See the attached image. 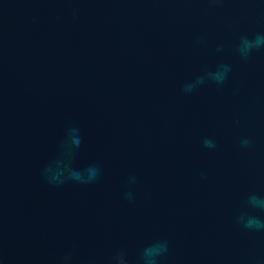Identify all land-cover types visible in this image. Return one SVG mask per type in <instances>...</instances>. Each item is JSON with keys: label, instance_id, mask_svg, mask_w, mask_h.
Here are the masks:
<instances>
[{"label": "water", "instance_id": "95a60500", "mask_svg": "<svg viewBox=\"0 0 264 264\" xmlns=\"http://www.w3.org/2000/svg\"><path fill=\"white\" fill-rule=\"evenodd\" d=\"M0 264H264V0H0Z\"/></svg>", "mask_w": 264, "mask_h": 264}]
</instances>
